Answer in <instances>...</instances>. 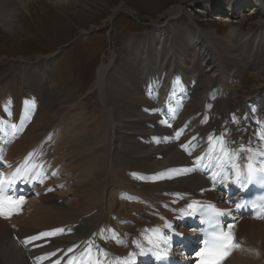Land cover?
I'll use <instances>...</instances> for the list:
<instances>
[{
	"label": "bare ground",
	"instance_id": "6f19581e",
	"mask_svg": "<svg viewBox=\"0 0 264 264\" xmlns=\"http://www.w3.org/2000/svg\"><path fill=\"white\" fill-rule=\"evenodd\" d=\"M26 1L0 0L1 25L10 26L16 7ZM200 2L208 10L217 1ZM180 11L172 6L163 22L130 35L127 49L100 64L94 84L102 105L98 112L90 114L71 92L52 84L50 60L38 71L31 66L15 78L10 71L1 75V172L11 177L18 167L37 171L34 180L24 181L35 186L21 214L0 218V264H37L36 258L51 252L56 256L42 264L58 259L62 264H147L150 248L174 243L166 229L175 228L189 202L219 201L211 175L223 170L221 160L228 163L222 148L241 166L264 155V75L258 76L264 69V20L244 32L222 17L229 25L222 39L191 23L178 24ZM128 51L141 61L135 64ZM249 62L258 75L246 90L240 77ZM37 74L34 88L28 82ZM9 104L11 122L4 116ZM241 144L251 151L239 152ZM110 185L117 187L116 195L107 193ZM143 204L152 217L139 215ZM130 205L137 217L131 216ZM233 217L239 219L235 228L241 245L223 264H264V218ZM128 220L138 230L119 231V221ZM60 228L62 234L34 242L40 247L22 243L27 236ZM114 233L127 239L124 248H117ZM178 233H183L180 241L195 234ZM70 247L74 251L68 254Z\"/></svg>",
	"mask_w": 264,
	"mask_h": 264
},
{
	"label": "rangeland",
	"instance_id": "374dc122",
	"mask_svg": "<svg viewBox=\"0 0 264 264\" xmlns=\"http://www.w3.org/2000/svg\"><path fill=\"white\" fill-rule=\"evenodd\" d=\"M200 1L70 0L68 3L56 4L53 0H27L25 7H16L17 12L10 26H2L0 23V77L4 72L10 71L11 78H15L25 70L24 67L34 66V70L38 71L41 64H47L50 60L49 78L52 84L58 90L71 92L90 114L98 112L102 105L94 84L100 64L107 61L108 56L127 49L126 41L130 35H140L154 22H163L165 12L172 6L178 5L181 8L176 18L178 24L191 23L202 32L222 39L229 31L228 21H221L222 17H228L230 22L238 25L244 32L255 29L257 21L264 20V0H216L208 10L201 8ZM139 51L143 54L144 48L141 47ZM49 55L51 56L48 57ZM126 55L134 58L135 64L141 61V58H135V52L128 51ZM253 57L255 56L251 59ZM149 59L146 58L147 66H150ZM250 64L251 62L245 65L244 75L240 77L246 90L253 85L258 75H253ZM262 74L264 75V69L259 71L258 76ZM39 77V74L34 75V80L28 83H34L35 88ZM1 81L2 78L0 83ZM240 84L238 83L239 88ZM6 107L4 116L11 122L12 109L10 104ZM23 111L24 109L20 111V116ZM27 115L30 117V110ZM108 188L107 193L116 195L117 187L110 185ZM130 202L139 203L136 200ZM144 204L141 205L144 209L138 211L140 214L132 210V205L128 206V210L132 211L131 216L137 217L144 213L152 217L153 214L145 210ZM126 227L138 230L134 221H119V231ZM116 240L117 248L122 249L128 244L127 239L123 240L120 235Z\"/></svg>",
	"mask_w": 264,
	"mask_h": 264
},
{
	"label": "snow or ice",
	"instance_id": "6c2138e0",
	"mask_svg": "<svg viewBox=\"0 0 264 264\" xmlns=\"http://www.w3.org/2000/svg\"><path fill=\"white\" fill-rule=\"evenodd\" d=\"M179 82V81H177ZM27 103V102H26ZM30 109L35 108V101L33 100L31 104L28 105ZM166 123V121H165ZM170 126V125H169ZM219 142L222 144L226 143L224 135L219 137ZM211 143V140H210ZM224 157L228 160V163L225 164L224 160H221L220 163L223 166L222 171L213 172L211 179L215 182L217 179L222 178L223 181L229 183H235L241 188H247L249 184L253 183L254 180H259L264 183V155L257 159L255 162H249L244 166H241L238 161H232V153L228 150L221 149ZM251 151V148H246L243 144L240 145L239 152ZM32 154L30 153L29 156ZM0 166H3L0 164ZM246 169V172L242 170ZM194 169H186L184 171H192ZM37 169L34 166L32 169H21L17 168L13 173L11 178L0 179V216L4 218H10L11 215L19 210H21L24 203V197L20 196L18 199L12 195L6 194L4 189L5 186L11 188L15 183L23 180L27 182L29 179H35L33 175ZM260 173L257 176V173ZM6 180V184H5ZM43 182L42 180L40 181ZM239 203L236 204L237 208L244 207ZM208 211L211 214L210 219L211 223L209 225V230L205 232V238L203 240V246L195 251L194 264H223L224 259L231 253L234 248H239L240 245L235 242V234L233 232L234 224L228 223L225 227L223 221L219 220V217H222L227 214L225 210H220L215 208L212 205L207 206ZM187 210L189 215H197L201 211V206L198 204H188ZM264 214V206L260 208V213ZM168 227H171L170 225ZM65 229H53L45 232L38 233L36 235L27 236L23 239L22 243L25 247L32 245L33 247H40V245L35 244V241H38L44 237H53L59 234H62ZM172 235L183 236V233H176L173 231ZM59 251V250H58ZM74 251V248H68L67 253L71 254ZM56 252L47 253L39 258H36L37 264H42L45 260H50L52 257L56 256ZM66 258V257H64ZM163 258V257H160ZM52 264H62V260H53ZM69 264H75V261H69Z\"/></svg>",
	"mask_w": 264,
	"mask_h": 264
}]
</instances>
